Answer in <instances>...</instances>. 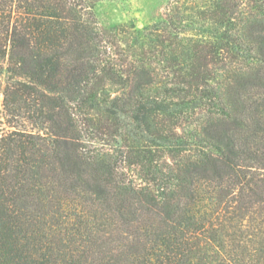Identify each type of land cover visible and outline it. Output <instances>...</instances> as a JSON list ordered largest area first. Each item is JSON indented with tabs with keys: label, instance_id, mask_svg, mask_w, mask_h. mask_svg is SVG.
I'll use <instances>...</instances> for the list:
<instances>
[{
	"label": "trees",
	"instance_id": "1",
	"mask_svg": "<svg viewBox=\"0 0 264 264\" xmlns=\"http://www.w3.org/2000/svg\"><path fill=\"white\" fill-rule=\"evenodd\" d=\"M0 0V264H264V0Z\"/></svg>",
	"mask_w": 264,
	"mask_h": 264
},
{
	"label": "rangeland",
	"instance_id": "2",
	"mask_svg": "<svg viewBox=\"0 0 264 264\" xmlns=\"http://www.w3.org/2000/svg\"><path fill=\"white\" fill-rule=\"evenodd\" d=\"M168 2L169 0H103L96 5L95 11L102 27L133 24L136 30H141L160 19ZM3 78L0 70V93Z\"/></svg>",
	"mask_w": 264,
	"mask_h": 264
}]
</instances>
